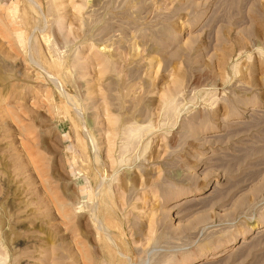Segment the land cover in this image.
<instances>
[{"label": "rangeland", "instance_id": "1", "mask_svg": "<svg viewBox=\"0 0 264 264\" xmlns=\"http://www.w3.org/2000/svg\"><path fill=\"white\" fill-rule=\"evenodd\" d=\"M0 264H264V0H0Z\"/></svg>", "mask_w": 264, "mask_h": 264}]
</instances>
